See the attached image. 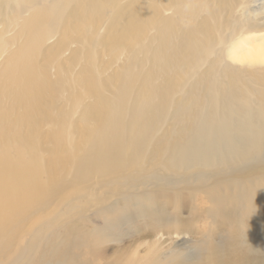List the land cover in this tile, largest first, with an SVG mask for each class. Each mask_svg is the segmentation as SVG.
<instances>
[{"label":"bare ground","instance_id":"6f19581e","mask_svg":"<svg viewBox=\"0 0 264 264\" xmlns=\"http://www.w3.org/2000/svg\"><path fill=\"white\" fill-rule=\"evenodd\" d=\"M0 264H264V0H0Z\"/></svg>","mask_w":264,"mask_h":264},{"label":"rangeland","instance_id":"374dc122","mask_svg":"<svg viewBox=\"0 0 264 264\" xmlns=\"http://www.w3.org/2000/svg\"><path fill=\"white\" fill-rule=\"evenodd\" d=\"M143 223V222H142ZM138 228V227H137ZM138 230V229H137ZM134 231V230H133ZM133 238H131L130 240H132ZM176 239V238H175Z\"/></svg>","mask_w":264,"mask_h":264}]
</instances>
